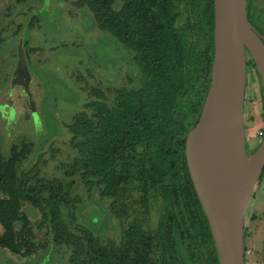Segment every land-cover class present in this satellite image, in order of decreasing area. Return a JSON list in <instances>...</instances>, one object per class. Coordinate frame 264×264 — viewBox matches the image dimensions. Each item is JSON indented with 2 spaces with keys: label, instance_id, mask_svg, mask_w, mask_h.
Listing matches in <instances>:
<instances>
[{
  "label": "trees",
  "instance_id": "obj_1",
  "mask_svg": "<svg viewBox=\"0 0 264 264\" xmlns=\"http://www.w3.org/2000/svg\"><path fill=\"white\" fill-rule=\"evenodd\" d=\"M116 1H120L118 9ZM254 1L247 0V16ZM80 3L91 13L98 31L131 53L139 86L122 90L110 104L86 105L91 108L90 116H73L68 128L77 156L63 165L65 175L78 176L90 188L97 186L104 195L114 196H119L125 183L136 181L145 211L149 191L162 197L165 209L159 229L155 233L140 230L136 235L144 243L139 264H219L184 156L186 135L199 118L210 82L213 0H188L189 11L196 16L194 33L201 49L193 41L192 25L177 20L178 0ZM33 153L34 142L22 135L4 155L0 136V193H11L10 199H0V248L6 256L22 259L34 247L35 230L18 207L25 200L39 210L38 227L46 225L53 243L70 249V264H132L127 256L135 236L132 226L133 231H122L120 246L108 248L84 227L73 232L79 199L69 195L61 180L39 179L29 169ZM116 212L125 213L120 208ZM255 219L251 215L250 221ZM247 236L244 227V241ZM152 255L156 258L151 259Z\"/></svg>",
  "mask_w": 264,
  "mask_h": 264
},
{
  "label": "rangeland",
  "instance_id": "obj_2",
  "mask_svg": "<svg viewBox=\"0 0 264 264\" xmlns=\"http://www.w3.org/2000/svg\"><path fill=\"white\" fill-rule=\"evenodd\" d=\"M80 1L0 0L1 151L7 154L19 136L31 139L34 153L29 169L33 168L39 179L61 180L69 195L79 199L72 231L77 233V227H84L108 248L120 246L122 231L133 228L132 251L127 256L132 264H139L144 243L136 235L140 230L155 233L159 229L165 209L162 197L149 191L145 211L136 181L125 183L119 196L104 195L99 187L90 188L78 176L68 177L62 168L77 156L71 144L73 133L68 128L73 116H90L91 108L86 105L99 101L110 104L122 90L139 86L131 53L97 30L91 13ZM119 6L120 1H116L115 9ZM177 14L178 22L190 23L194 33L197 21L188 9V0H178ZM247 18L264 38V0L254 1ZM193 35L196 48L201 49ZM246 62L244 125L246 154L251 155L262 141L259 132L264 127V89L248 54ZM143 150L138 149V153ZM10 197V192L0 193V199ZM18 207L30 218L35 230L34 247L22 259L9 258L0 248V264H70V249L53 243L46 225L38 227L41 215L36 205L24 200ZM117 208L125 213L117 215ZM253 214L256 219L250 221ZM244 224L248 233L244 241L245 264H263L260 249L264 250V169ZM155 258L152 255L151 259Z\"/></svg>",
  "mask_w": 264,
  "mask_h": 264
},
{
  "label": "water",
  "instance_id": "obj_3",
  "mask_svg": "<svg viewBox=\"0 0 264 264\" xmlns=\"http://www.w3.org/2000/svg\"><path fill=\"white\" fill-rule=\"evenodd\" d=\"M246 6L247 0H213L210 82L199 118L184 145L187 170L219 264H245L244 219L264 169V134L258 149L246 154L247 54L264 89V38L250 24Z\"/></svg>",
  "mask_w": 264,
  "mask_h": 264
},
{
  "label": "crops",
  "instance_id": "obj_4",
  "mask_svg": "<svg viewBox=\"0 0 264 264\" xmlns=\"http://www.w3.org/2000/svg\"><path fill=\"white\" fill-rule=\"evenodd\" d=\"M263 253H264V250L261 248V249H260V254H262V255H261V258L263 259V264H264V254H263ZM262 259H261V260H262ZM260 264H261V263H260Z\"/></svg>",
  "mask_w": 264,
  "mask_h": 264
},
{
  "label": "built area",
  "instance_id": "obj_5",
  "mask_svg": "<svg viewBox=\"0 0 264 264\" xmlns=\"http://www.w3.org/2000/svg\"><path fill=\"white\" fill-rule=\"evenodd\" d=\"M264 131L259 132V136L263 137Z\"/></svg>",
  "mask_w": 264,
  "mask_h": 264
}]
</instances>
